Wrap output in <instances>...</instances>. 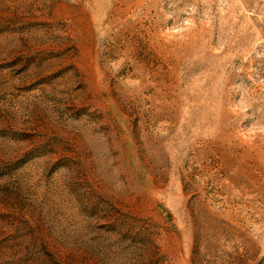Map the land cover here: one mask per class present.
<instances>
[{
	"label": "rangeland",
	"instance_id": "rangeland-1",
	"mask_svg": "<svg viewBox=\"0 0 264 264\" xmlns=\"http://www.w3.org/2000/svg\"><path fill=\"white\" fill-rule=\"evenodd\" d=\"M0 264H264V0H0Z\"/></svg>",
	"mask_w": 264,
	"mask_h": 264
}]
</instances>
